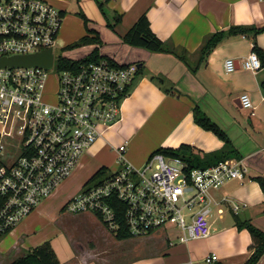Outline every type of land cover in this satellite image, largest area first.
<instances>
[{"label":"crops","instance_id":"obj_1","mask_svg":"<svg viewBox=\"0 0 264 264\" xmlns=\"http://www.w3.org/2000/svg\"><path fill=\"white\" fill-rule=\"evenodd\" d=\"M45 1L65 13L57 37L60 44L71 46L86 35L84 21L78 15L82 13L102 38V56L140 68L121 104L118 122L104 130L88 151L101 155L100 169L118 170V163H110L104 155L109 152L108 146L114 148L112 156L118 157L116 150L127 144L125 158L136 168L160 149L187 145L200 158L222 150L224 142L194 122L195 107L226 133L241 156L238 160L248 168L244 180H232L211 193L207 239L181 244L177 232L159 230L132 243L143 253L133 263L246 264L255 246L249 231L238 229L235 219L264 232V191L256 181L264 177V66L257 73L239 66L232 73L225 70L227 60L240 65L253 51L250 35L225 39L201 65L198 52L215 32L231 27L263 28L264 0H110L104 7L105 16L97 6L104 0ZM115 14L120 15L121 22L112 30L106 19L112 20ZM143 14L152 32L165 42L164 53L123 43L122 37ZM255 43L264 52V32L257 35ZM156 78L163 83L159 85ZM245 94L254 106L253 115L241 106L240 97ZM138 149L142 150L141 157L135 156ZM8 235L0 241V264H9L23 251L37 248H26L23 236ZM212 255L217 259L207 262ZM257 264H264V255Z\"/></svg>","mask_w":264,"mask_h":264},{"label":"built area","instance_id":"obj_2","mask_svg":"<svg viewBox=\"0 0 264 264\" xmlns=\"http://www.w3.org/2000/svg\"><path fill=\"white\" fill-rule=\"evenodd\" d=\"M62 21L61 11L45 0H0V62L53 52L50 69L0 66V233L15 228L74 174L103 131L118 122L139 73L136 64L83 61L87 53L72 58L71 66L56 60ZM238 66L253 73L263 67L253 51L240 65L227 60L225 70ZM52 77L54 92L48 88ZM240 103L253 115L247 94ZM126 150L127 144L116 150L121 169L84 185L66 203L68 213L92 212L112 231L122 218L131 237L173 230L188 244L210 236L211 193L248 173L238 159L190 169L182 158L161 153L136 168Z\"/></svg>","mask_w":264,"mask_h":264},{"label":"rangeland","instance_id":"obj_3","mask_svg":"<svg viewBox=\"0 0 264 264\" xmlns=\"http://www.w3.org/2000/svg\"><path fill=\"white\" fill-rule=\"evenodd\" d=\"M68 45L56 41L54 56L56 60L63 57L77 58L78 55L88 53L87 47L67 51ZM51 92L56 90L55 79L48 83ZM113 147V146H112ZM104 155L109 162L116 161L121 169L122 162L117 156H112L111 146ZM142 150L138 149L135 156L141 157ZM117 157V158H116ZM101 155H84L78 163L74 174L68 178L53 194L43 202L32 214L24 218L13 228L12 236L25 239L27 247H38L45 242H51L61 264H134L140 258L141 248L132 243L144 237H131V242L119 241L105 224L92 212L71 214L65 210V205L76 196L93 174L101 167ZM144 166V165H143ZM142 166V167H143ZM141 168V167H138ZM100 181L90 183L94 186ZM15 229V230H14ZM11 231V232H12ZM150 236V235H149ZM134 248V249H131Z\"/></svg>","mask_w":264,"mask_h":264},{"label":"trees","instance_id":"obj_4","mask_svg":"<svg viewBox=\"0 0 264 264\" xmlns=\"http://www.w3.org/2000/svg\"><path fill=\"white\" fill-rule=\"evenodd\" d=\"M110 0H104V2H97V6L102 14L105 16L104 7L105 4ZM64 18L65 13L61 12ZM84 21L86 35L82 37L79 41L67 47V51H72L78 48H89L87 56L83 61H92L98 62L103 59H108L101 55L100 49L103 45L102 38L98 31L91 29L89 27V20L82 13L78 14ZM107 20V27L114 29L121 22V17L118 14L114 15L112 20ZM264 32L263 28L256 27H231L226 31L215 32L209 35L203 42L199 52H198V62L200 65L207 61L209 55L212 51L225 39L235 36H248L250 35L254 41L253 52H255L264 66V52L257 46L255 43V38L258 34ZM124 44L131 47L142 48L152 53H164L166 44L161 41L151 30L150 22L146 14H143L135 24L125 33L122 37ZM62 64L73 65L75 62L72 58L63 57L60 59ZM140 71V68H139ZM159 85H161L163 80L161 78L155 79ZM264 89V82L262 83ZM194 122L196 125L204 129L205 131L212 132L216 137L224 142V148L218 152H214L206 155L204 158H200L193 154L192 148L187 145H182L178 149H160L156 153H161L167 157H180L185 162L189 164L190 169L196 168H208L224 162L230 159H240L241 156L239 152L230 142L226 133L219 128L209 117H207L199 107H195L193 110ZM153 154V155H154ZM152 155V156H153ZM109 174L107 168H101L96 172L86 185L94 183L100 178ZM256 181L260 184L264 191V177L256 178ZM102 222V218L99 215H96ZM104 223V222H103ZM119 228L117 231H112L115 233V237L119 241L127 240L131 238V235L125 225V222L122 218L118 219ZM236 226L238 229H247L253 239L255 252L250 257L246 264H257L259 260L264 255V232L254 227L249 222H242L240 219H235ZM105 224V223H104ZM106 226V224H105ZM13 229L6 233H0V241H2ZM9 264H61L57 254L55 253L51 242H45L44 244L38 246L37 248L31 251H23L20 256L12 260Z\"/></svg>","mask_w":264,"mask_h":264},{"label":"water","instance_id":"obj_5","mask_svg":"<svg viewBox=\"0 0 264 264\" xmlns=\"http://www.w3.org/2000/svg\"><path fill=\"white\" fill-rule=\"evenodd\" d=\"M53 61L52 50L44 53L36 54L29 57L15 58L0 62V66L14 65V66H40L44 69H50Z\"/></svg>","mask_w":264,"mask_h":264}]
</instances>
